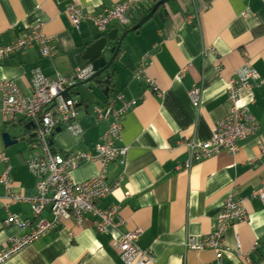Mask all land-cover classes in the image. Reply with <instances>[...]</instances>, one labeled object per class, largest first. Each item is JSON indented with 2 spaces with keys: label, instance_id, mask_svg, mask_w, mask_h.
Returning a JSON list of instances; mask_svg holds the SVG:
<instances>
[{
  "label": "crops",
  "instance_id": "crops-1",
  "mask_svg": "<svg viewBox=\"0 0 264 264\" xmlns=\"http://www.w3.org/2000/svg\"><path fill=\"white\" fill-rule=\"evenodd\" d=\"M121 1L0 0V46L29 28L41 26L55 47L52 58L41 57L36 47L11 56L0 64V81L13 80L20 93L28 96L32 69L39 67L43 75L54 78L83 66L87 46L111 30L118 29L120 36L128 28L110 23L100 33L88 20L75 28L66 6L74 4L97 14ZM157 1L140 5L131 18L143 16ZM205 1L172 0L157 10L164 9L162 18L155 14L127 33L107 71L108 95L102 94L96 82L85 84L92 87L86 99L76 96L78 87L71 89L73 97L82 101L78 106L82 135L74 137L61 127L50 136L51 147L57 152L93 151L107 125L97 122L92 106L116 93L136 101L121 119L117 145L127 147L124 163H111L106 175L107 183L120 172L123 180L98 202L99 207H118L123 225L101 233L90 214L79 227L71 219H63L2 264H124L111 244L123 232L133 230H140L137 244L152 251L154 264H214L211 250L187 248L185 243L188 237L198 240L211 232L215 216L230 193L241 200L248 218L225 229L223 263L264 264V203L253 195L260 188L264 190V0H211L202 9ZM115 43H109L102 52L106 60L110 58L108 49ZM244 59L258 78L251 90H240V103L249 106L259 123L258 131L240 141L234 155L221 150L188 169L178 167L188 158L185 142L191 138L209 140L215 123L225 116L226 84ZM141 60L147 63L145 74L154 81L156 91L144 80L134 79ZM178 75L180 79H176ZM102 77L105 79L104 74ZM193 85L201 89L197 107L187 94ZM27 124L21 118L5 121L0 112V153L7 157L6 163H0V174L8 170L13 190L32 198L37 180L26 167V160L35 153ZM3 133L9 134L11 144L5 145ZM98 168L95 161L82 162L70 170V177L82 182L95 176ZM4 203L0 185V250L10 236L19 233L15 226L3 224ZM8 211L23 220H34L27 202L10 204ZM37 220H52L48 208ZM236 241L249 254L250 263L233 251Z\"/></svg>",
  "mask_w": 264,
  "mask_h": 264
},
{
  "label": "built area",
  "instance_id": "built-area-1",
  "mask_svg": "<svg viewBox=\"0 0 264 264\" xmlns=\"http://www.w3.org/2000/svg\"><path fill=\"white\" fill-rule=\"evenodd\" d=\"M147 1L149 0H123L110 8H103L97 14L86 12L77 5L68 4L65 12L75 28H78L80 22L88 20L100 33H104L110 23L120 27L127 26L132 14ZM210 2L211 0L205 1L202 9H206ZM195 19L198 21V12L195 13ZM52 40V37L43 33L41 26L29 28L9 43L0 46V64L16 53L32 47L37 48L41 57L52 58L55 55ZM146 64L145 60L140 61L134 72V79L144 80L152 90L156 91L154 81L145 74ZM93 73L92 66L87 63L73 69L65 76L56 75L54 78H48L42 74L39 67H36L31 71L29 80L31 91L28 96L20 93L13 80L0 81V112L4 120L12 122L21 118L31 123L30 146L35 153L26 160V167L37 180L36 194L32 198H25L13 190L8 170L0 174V185L4 189L5 198L3 224L13 225L19 231L17 235L10 236L0 250V264L22 251L63 219H71L79 227L84 224L85 216L90 214L94 218L96 231L101 233H106L108 228L116 230L124 223L118 207H99L98 202L118 188L123 180L122 172L110 183L106 182V175L111 163L118 162L120 165L124 163L127 147L117 145L122 131L121 119L136 101H127L121 93H116L104 103L92 106L97 122H105L107 125L93 145V151L57 152L52 149L50 143V136L56 128L63 127L74 137L82 135L83 130L78 123L79 101L75 97L63 96L62 93L67 92L75 84L87 80ZM180 77L181 75H178L176 79ZM257 78L255 69L247 59H244L242 65L235 70L233 77L227 81L225 116L215 123L209 140L198 142L191 138L185 142L188 158L178 167L188 169L194 163L207 159L221 150L234 155L240 141L256 134L259 123L249 106L240 103L239 93L242 89L251 90ZM187 94L191 104L197 107L201 89L193 85ZM86 161H95L99 167L98 172L85 181L74 182L70 177V170ZM6 162L7 157L1 152L0 163ZM253 195L264 203L262 188L254 191ZM19 202L30 204L34 216L32 222L8 211L10 204ZM46 208L50 211L52 220L50 222L37 220ZM247 218L241 200L230 193L215 216L211 232L198 240L188 237L185 246L195 250L209 249L213 253L214 264H224L225 229L230 224L245 222ZM139 234L140 230L126 231L112 242L113 249L118 252L124 264H154L152 251L138 246ZM233 251L246 263L251 262L249 254L241 250L239 241H236Z\"/></svg>",
  "mask_w": 264,
  "mask_h": 264
},
{
  "label": "water",
  "instance_id": "water-1",
  "mask_svg": "<svg viewBox=\"0 0 264 264\" xmlns=\"http://www.w3.org/2000/svg\"><path fill=\"white\" fill-rule=\"evenodd\" d=\"M170 1L172 0H158L150 7L148 12H146L142 17H140V19L132 27L124 30V32L120 36H118L117 34L118 29L111 30L107 32L105 35L99 37L97 40H95L89 46L85 48L82 59L86 63L92 66V70L94 73L87 80L83 82H79L74 85V87L79 88V91L76 93L77 97L86 99L87 92H89L92 87L91 86L85 87V84L95 82L94 81L95 78L102 76L103 74L105 76L104 81H105L106 86L103 88L102 94L105 96L108 95V91H109L108 85H109L110 74L107 71L110 69L112 62L114 61V59L117 57V55L120 52L123 38L125 37L127 33L133 32L137 30L138 28H140L145 22L151 19L155 14H157L159 18H162V16H164V9L160 11H157V10L160 7H164ZM115 41L116 43L112 45L110 49L108 50L110 54V58L106 60L105 57L102 55V52L104 51V49L107 47L109 43L112 44ZM62 95L65 96L66 92H63ZM81 104H82V101L78 103V106H80ZM30 126H31V123H28L27 127H30ZM2 138H3L5 145H9L12 143L8 133H3Z\"/></svg>",
  "mask_w": 264,
  "mask_h": 264
},
{
  "label": "trees",
  "instance_id": "trees-1",
  "mask_svg": "<svg viewBox=\"0 0 264 264\" xmlns=\"http://www.w3.org/2000/svg\"><path fill=\"white\" fill-rule=\"evenodd\" d=\"M140 17H142V15L141 14H138L136 17L130 18L129 24L127 26H125V27H122V28H129V27H131L132 25H134L140 19ZM85 64H87V63L85 62L84 65ZM109 80H110V77H109ZM94 81L98 84V87H100L101 89H103L106 86L105 81H104V78L102 76H99V77L95 78ZM72 88H69L67 90V92H66V95L68 97H73V92H71V89Z\"/></svg>",
  "mask_w": 264,
  "mask_h": 264
},
{
  "label": "rangeland",
  "instance_id": "rangeland-1",
  "mask_svg": "<svg viewBox=\"0 0 264 264\" xmlns=\"http://www.w3.org/2000/svg\"><path fill=\"white\" fill-rule=\"evenodd\" d=\"M109 49H110V48H109ZM109 49H108V50H109Z\"/></svg>",
  "mask_w": 264,
  "mask_h": 264
}]
</instances>
